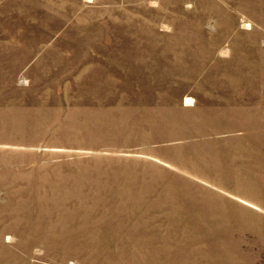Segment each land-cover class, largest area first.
Listing matches in <instances>:
<instances>
[{"label":"rangeland","instance_id":"374dc122","mask_svg":"<svg viewBox=\"0 0 264 264\" xmlns=\"http://www.w3.org/2000/svg\"><path fill=\"white\" fill-rule=\"evenodd\" d=\"M0 264H264V0H0Z\"/></svg>","mask_w":264,"mask_h":264},{"label":"bare ground","instance_id":"6f19581e","mask_svg":"<svg viewBox=\"0 0 264 264\" xmlns=\"http://www.w3.org/2000/svg\"><path fill=\"white\" fill-rule=\"evenodd\" d=\"M190 99V98H189Z\"/></svg>","mask_w":264,"mask_h":264}]
</instances>
